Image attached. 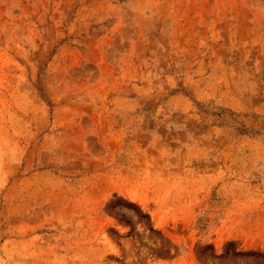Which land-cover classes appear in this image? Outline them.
<instances>
[{"label": "rangeland", "instance_id": "obj_1", "mask_svg": "<svg viewBox=\"0 0 264 264\" xmlns=\"http://www.w3.org/2000/svg\"><path fill=\"white\" fill-rule=\"evenodd\" d=\"M0 264H264V0H0Z\"/></svg>", "mask_w": 264, "mask_h": 264}]
</instances>
